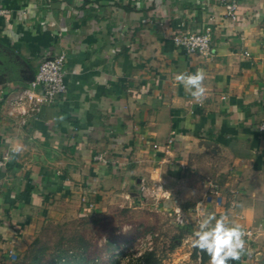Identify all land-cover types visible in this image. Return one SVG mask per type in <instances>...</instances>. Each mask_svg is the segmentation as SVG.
Segmentation results:
<instances>
[{"label": "crops", "instance_id": "obj_1", "mask_svg": "<svg viewBox=\"0 0 264 264\" xmlns=\"http://www.w3.org/2000/svg\"><path fill=\"white\" fill-rule=\"evenodd\" d=\"M225 3L0 0L10 10L0 14V153L12 157L0 168V264L48 221L147 207L182 226L192 260L193 233L221 215L205 200L211 181L229 222L252 231L237 261L264 264V0H238L236 19ZM208 26L210 59L176 45V34ZM61 53L67 92L11 114L42 60ZM197 70L200 102L174 80ZM196 264L208 262L198 254Z\"/></svg>", "mask_w": 264, "mask_h": 264}, {"label": "rangeland", "instance_id": "obj_2", "mask_svg": "<svg viewBox=\"0 0 264 264\" xmlns=\"http://www.w3.org/2000/svg\"><path fill=\"white\" fill-rule=\"evenodd\" d=\"M173 219L147 207L48 221L32 245L20 252L18 263L59 264L63 256L71 264H135L143 253L153 251L158 264H196L197 257L185 258L191 246Z\"/></svg>", "mask_w": 264, "mask_h": 264}, {"label": "built area", "instance_id": "obj_3", "mask_svg": "<svg viewBox=\"0 0 264 264\" xmlns=\"http://www.w3.org/2000/svg\"><path fill=\"white\" fill-rule=\"evenodd\" d=\"M239 8L238 0H226L225 9L229 17L236 19ZM10 10L0 8V14L8 15ZM212 28L206 27L202 31L178 33L174 36V41L178 47H182L190 54H198L206 59H210L213 55ZM249 54V53H247ZM66 62L65 53L54 57H46L39 65L38 71L34 79L28 86L23 87L16 95L13 103L11 114H21L28 116L31 113L41 111L43 105L53 103L58 97L65 94L68 90L66 81ZM261 132H264V121L259 125ZM169 143L172 142L170 138ZM11 153L4 151L0 153V168L6 167L11 161ZM210 191L207 193L205 200L209 204H214L220 210L221 215L230 216V212L225 205V199L221 193L219 185L215 182H209ZM143 193L152 194L154 197L159 195L167 196L168 193L163 191L161 186L148 187L141 186ZM220 215V216H221ZM177 221L183 222L182 217L178 216ZM246 236H251L250 229H244ZM18 253L9 251V257L15 259Z\"/></svg>", "mask_w": 264, "mask_h": 264}, {"label": "clouds", "instance_id": "obj_4", "mask_svg": "<svg viewBox=\"0 0 264 264\" xmlns=\"http://www.w3.org/2000/svg\"><path fill=\"white\" fill-rule=\"evenodd\" d=\"M205 78L203 70H197L194 74L181 72L174 76V80L183 85L197 102L205 96ZM14 151L19 152L20 149ZM245 236L243 225L229 222L227 215L217 218L214 214H208L193 233L192 247L207 254L208 264H229V261H237L245 253Z\"/></svg>", "mask_w": 264, "mask_h": 264}, {"label": "trees", "instance_id": "obj_5", "mask_svg": "<svg viewBox=\"0 0 264 264\" xmlns=\"http://www.w3.org/2000/svg\"><path fill=\"white\" fill-rule=\"evenodd\" d=\"M198 254H201V259L203 263H207L209 261V257L206 253H201L198 249H194L193 256L198 257ZM20 253L17 255L15 259H11L10 257L6 258V264H19L18 260H20ZM155 252L146 251L140 257L136 259L135 264H158L157 260L154 258ZM4 260V261H5ZM59 264H71L70 260H67L65 257L61 256L58 260ZM32 264H35L32 263ZM36 264H39L38 262ZM229 264H239L238 261H229Z\"/></svg>", "mask_w": 264, "mask_h": 264}]
</instances>
